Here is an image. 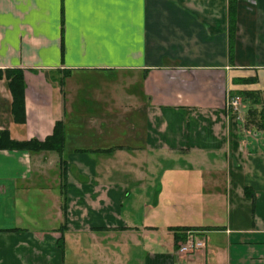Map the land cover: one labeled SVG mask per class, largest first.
Returning <instances> with one entry per match:
<instances>
[{
    "label": "crops",
    "instance_id": "0c3cea01",
    "mask_svg": "<svg viewBox=\"0 0 264 264\" xmlns=\"http://www.w3.org/2000/svg\"><path fill=\"white\" fill-rule=\"evenodd\" d=\"M0 68L24 84L18 120L2 74L0 129L43 139L62 120L67 174L61 226L31 225L49 205L31 180L59 154L0 148V264H63L78 238L102 264H128L118 243L129 264H264V0H0ZM82 71L121 84L72 114L52 76Z\"/></svg>",
    "mask_w": 264,
    "mask_h": 264
},
{
    "label": "rangeland",
    "instance_id": "374dc122",
    "mask_svg": "<svg viewBox=\"0 0 264 264\" xmlns=\"http://www.w3.org/2000/svg\"><path fill=\"white\" fill-rule=\"evenodd\" d=\"M63 79H64V85L62 86V89L65 90V98L64 99V105L66 108V112H71L72 114L75 113V110L72 108L74 106H78V102L79 100L82 98L84 101V103L89 107V96L91 92V97L92 96H101V93L99 92L100 89L102 88H108V90H110V92L113 91V88H119V84L118 80L116 78H113L112 80L110 79H103L102 75L99 73H93V72H89V71H82V72H71L70 74H64L63 75ZM60 85V84H59ZM61 86V85H60ZM119 90V89H118ZM120 90H122L120 88ZM111 94V93H110ZM240 106H239V111H237V116H241L242 114V108H241V102H242V98H240ZM72 100H74L75 102H71ZM72 104V105H71ZM249 103L247 102L246 104V108L249 107L248 105ZM116 106H119L118 104ZM119 110V109H117ZM248 110V109H247ZM118 113H120V110L118 111ZM78 117V116H77ZM87 118L86 115L83 116V119ZM78 120V119H77ZM89 120V119H88ZM80 122L79 125H77V128L79 130H81L83 133L88 132L89 131V124H87V122L85 120L79 121ZM69 126V125H68ZM121 126V125H120ZM120 126H117L120 128ZM73 129H75V127H72ZM54 151V150H53ZM65 158V157H64ZM134 158H129V160H133ZM46 162H45V166L41 169H39L38 171L35 172L34 174V178L31 180L34 181L33 185L38 184L39 186H41V188H44V194H45V198L48 202L49 205H46V209L44 210L46 216V222L42 221L41 219H37V220H33L31 221L29 224L33 225L34 223H37L38 225H43L44 227H46L45 225H47L48 227H52L53 225H60V223L62 222L61 218L58 219V221L53 220L54 216H56L57 214H60L61 212V216L64 215V209L62 207L64 199H65V182L67 179V174H66V170L64 172H62V167L63 164H59V158L57 163H54V158L52 156H46L45 158ZM113 162H115L116 164L120 163V158L119 156H114L113 157ZM143 161V158L141 160V162ZM167 162V161H166ZM42 166V165H40ZM65 169H66V159H65ZM69 177V176H68ZM117 180V179H115ZM163 184L165 185L166 179L165 176L163 177ZM167 182V181H166ZM174 182V181H172ZM181 182H184V180H181ZM32 184V183H31ZM166 186V185H165ZM184 186V183H183ZM43 192V190H41ZM182 192V190H175L174 191V200H179L178 196H179V192ZM134 194L130 196V198H133ZM177 197V198H176ZM127 201V202H123L122 204V209L126 206H128V208L131 209L132 213H137L139 215L144 214L147 210V207L144 208L143 205L138 206V204H136V202L134 200ZM176 201V203H177ZM161 202V199H160ZM41 209V212H40ZM28 210L29 212H31L32 214H35V216H40L42 213V203L41 205H37L35 206V203L33 204H29L28 203ZM55 210V212H54ZM125 210V209H124ZM177 210V211H176ZM144 212V213H143ZM167 212V211H165ZM170 216L171 218L176 217V215H178V213L180 214V207L179 205H176L175 207V212L174 211H170ZM197 213V211H194L193 214L195 215ZM56 214V215H55ZM50 215V216H49ZM57 218V217H56ZM170 218V217H169ZM180 218V217H179ZM52 219V220H51ZM57 224H54V222ZM161 220H157L158 223H160ZM51 225V226H50ZM61 226V225H60ZM116 234H111L109 235V239L110 240H115L116 239ZM105 239V238H103ZM74 239H72L71 241H73ZM78 242L77 245H71L70 244V240H67V246L70 247L69 251L70 253H66V258H69V262L68 261H63V264H102V261H100L101 257L97 254H93L92 252H89V245L82 250V245L85 242V238H78ZM89 241V238L87 239ZM98 241L102 240V237H98L97 238ZM109 246L112 247V243L109 244ZM118 249H115L117 253H119L118 255H120L121 257H123V253L125 252L126 257H127V263L129 264L130 261H128L129 257H132V253H130L133 249L132 248H127L126 250H121V245L118 243L117 244ZM179 246V245H178ZM107 248V247H105ZM104 248V249H105ZM114 248V247H113ZM68 252V251H67ZM127 252V253H126ZM70 255V257H69ZM115 251H111L110 252V259L111 262L109 264H116L114 261L115 258Z\"/></svg>",
    "mask_w": 264,
    "mask_h": 264
},
{
    "label": "trees",
    "instance_id": "16d2710c",
    "mask_svg": "<svg viewBox=\"0 0 264 264\" xmlns=\"http://www.w3.org/2000/svg\"><path fill=\"white\" fill-rule=\"evenodd\" d=\"M2 74L5 76L7 86L11 93V112L15 119L23 118V79L21 71L16 68H0V78ZM64 73L60 76L53 75L52 77L57 80V82L62 86L64 84L63 79ZM241 94L244 96L251 95V92L240 90ZM252 102H258V98L255 95L252 98ZM253 111V108L251 109ZM0 148H17L25 149L29 151H39L41 149L54 150L59 154V164H63L62 172L65 169V158L62 156V151L64 148V123L62 120H56L52 126L51 133L46 135L43 139H26V140H15L9 137V134L6 129H0ZM64 209V202L62 205ZM64 213V212H63ZM61 236H59L60 245Z\"/></svg>",
    "mask_w": 264,
    "mask_h": 264
},
{
    "label": "built area",
    "instance_id": "2783aa9c",
    "mask_svg": "<svg viewBox=\"0 0 264 264\" xmlns=\"http://www.w3.org/2000/svg\"><path fill=\"white\" fill-rule=\"evenodd\" d=\"M226 106L227 109L230 111H233L235 114L237 111H239V106H240V100L238 95H230L227 97L226 100ZM197 240H193L191 238H186V240L182 243H179V249L180 250H191L193 247L198 245Z\"/></svg>",
    "mask_w": 264,
    "mask_h": 264
}]
</instances>
